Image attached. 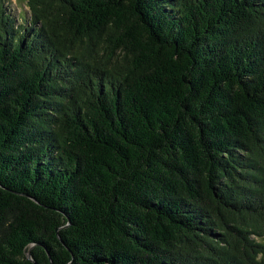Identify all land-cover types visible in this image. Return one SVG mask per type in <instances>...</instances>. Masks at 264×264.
<instances>
[{
	"label": "trees",
	"instance_id": "trees-1",
	"mask_svg": "<svg viewBox=\"0 0 264 264\" xmlns=\"http://www.w3.org/2000/svg\"><path fill=\"white\" fill-rule=\"evenodd\" d=\"M19 2L0 264H264V0Z\"/></svg>",
	"mask_w": 264,
	"mask_h": 264
},
{
	"label": "rangeland",
	"instance_id": "rangeland-1",
	"mask_svg": "<svg viewBox=\"0 0 264 264\" xmlns=\"http://www.w3.org/2000/svg\"><path fill=\"white\" fill-rule=\"evenodd\" d=\"M5 9L11 17L14 18L16 24H23L29 20L28 9L23 5V3H17V0H4ZM22 17V19H20Z\"/></svg>",
	"mask_w": 264,
	"mask_h": 264
}]
</instances>
